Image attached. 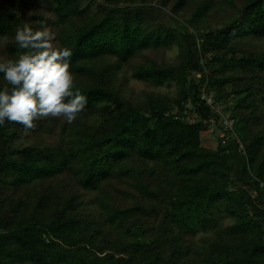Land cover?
Instances as JSON below:
<instances>
[{
	"label": "trees",
	"instance_id": "trees-1",
	"mask_svg": "<svg viewBox=\"0 0 264 264\" xmlns=\"http://www.w3.org/2000/svg\"><path fill=\"white\" fill-rule=\"evenodd\" d=\"M3 2L87 105L0 126V264H264V0Z\"/></svg>",
	"mask_w": 264,
	"mask_h": 264
},
{
	"label": "clouds",
	"instance_id": "clouds-1",
	"mask_svg": "<svg viewBox=\"0 0 264 264\" xmlns=\"http://www.w3.org/2000/svg\"><path fill=\"white\" fill-rule=\"evenodd\" d=\"M54 40L55 33L46 27L34 31L25 23L16 30L14 41L23 51L0 61V73L10 86L0 89V126L7 121L35 130L36 121L47 117L71 124L84 111L87 98L75 88L70 71L72 50L56 47ZM8 43L7 36L0 38V48Z\"/></svg>",
	"mask_w": 264,
	"mask_h": 264
},
{
	"label": "rangeland",
	"instance_id": "rangeland-1",
	"mask_svg": "<svg viewBox=\"0 0 264 264\" xmlns=\"http://www.w3.org/2000/svg\"><path fill=\"white\" fill-rule=\"evenodd\" d=\"M1 4H5L3 0H0ZM151 55H154L152 52H148ZM175 51L171 50L168 52H165L164 56L167 59H173L175 56ZM162 52H160V55L155 56L157 59H159L162 56ZM130 85L135 88V91L139 92L144 89V85L140 82L137 81H131ZM149 89H152L151 87H148ZM158 90L160 91H166L165 88H159ZM219 131H217L218 133ZM201 140H202V145L208 148H215L216 146V137L212 133L211 129H208L206 131L201 132Z\"/></svg>",
	"mask_w": 264,
	"mask_h": 264
}]
</instances>
